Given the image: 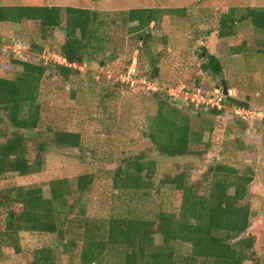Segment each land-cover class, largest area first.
Segmentation results:
<instances>
[{"label": "trees", "instance_id": "1", "mask_svg": "<svg viewBox=\"0 0 264 264\" xmlns=\"http://www.w3.org/2000/svg\"><path fill=\"white\" fill-rule=\"evenodd\" d=\"M188 15L186 7L103 12L75 6L0 5V23L35 22L43 29V40L59 29L65 40L57 53L72 65L45 64L38 59V54L50 52L36 51V44L29 41L28 50L36 54L29 60L19 59L12 52L7 59L1 58L3 63L19 66L20 71L14 78L0 76V124L8 120L15 129L0 143V181L11 173L30 175L43 169L47 144L41 142L35 158L31 159L29 140L33 131L40 129L42 107L38 100L42 80L49 68L58 67L59 73L69 79L84 71L86 64L96 62L102 66L107 61L105 56L109 48L115 43L110 30L112 25H127L129 35L146 47L153 39L155 27ZM244 23L264 32V7L225 8L216 30L210 29L207 33L211 35L215 31L221 38L232 37ZM202 49L206 56L201 55L207 59L201 64V70L212 77L222 74L225 67L220 58L206 47ZM231 50L232 54L240 55L242 45L233 44ZM260 52L264 55V49ZM149 79L160 82V68L156 62ZM109 81L114 86L129 87L115 78ZM167 93L164 90L154 92L158 106L155 114L134 119V128L142 137L130 138V143L138 145L149 139L152 149L165 157L205 158L211 148L205 140L207 130L196 128L193 115L173 104ZM108 94L113 92L109 90L105 96ZM227 99L232 107L264 109L249 99L239 100L231 95ZM225 109L228 108L209 110L220 114ZM238 120L245 125L254 122ZM82 141V134L71 130H57L52 137V144L62 148H80ZM191 169V163H187L181 172L168 173L157 184V161L147 150L124 156L111 172V214L94 218L88 215L87 204L83 201V195L95 182L91 173L80 174L74 182L69 178L53 180L48 196L41 187L0 189V209H7L5 242L8 247L16 242L13 251L21 255V232L58 236V245L31 251L26 264H57L59 248L63 253L70 252L79 247V241L82 242L81 264H245L247 261L264 264L257 254V237L248 232L253 212L246 198L256 176L255 168H238L216 161L198 180L191 179ZM164 188L171 190L170 198L173 194L178 196V211L164 205L157 207V194H163ZM178 244L189 245V251L184 253Z\"/></svg>", "mask_w": 264, "mask_h": 264}, {"label": "rangeland", "instance_id": "2", "mask_svg": "<svg viewBox=\"0 0 264 264\" xmlns=\"http://www.w3.org/2000/svg\"><path fill=\"white\" fill-rule=\"evenodd\" d=\"M0 5L75 6L103 12L186 7L189 14L188 17L174 18L170 23L155 27L153 39L146 47L136 37L129 35L127 25H112L110 30L115 43L105 56L107 61L102 66L96 62L86 64L84 71L73 74L69 79L59 73L58 67L49 68L42 80L38 100L42 107L40 129L33 131L29 140L31 159L35 158L41 142L47 144L43 169L30 175L11 173L0 181V189L7 190L13 186L41 187L48 196L53 180L69 178L74 182L80 174L91 173L95 182L92 189L83 195V201L87 204L88 215L94 218L111 214V172L124 156L147 150L157 161V184L164 175L181 172L187 163L192 165V180L200 179L207 167L216 161L238 168L251 166L255 168L256 176L246 198L253 212L252 226L248 232L257 237V254L260 261L264 262V123L259 122V117L245 125L233 116L229 108L216 114L213 110L188 105L180 97L178 100L171 97L173 104L193 115L196 128L207 130L205 140L211 148L203 159L165 157L152 149L149 139L138 145L130 143V138L138 140L142 137V133L134 128V119L156 113V91L142 85L136 88L114 86L107 77L108 72L120 74L133 62L142 75L150 77L156 62L160 68L159 81L164 82L171 92L201 86L208 95L222 96L228 107H231L233 104L220 87L225 80L231 96L239 100L249 99L264 108V55L260 52L264 49V32L256 30L250 23H244L239 25L236 35L232 37L221 38L215 31L211 35L207 33L210 29L216 30L225 8L264 7V0H0ZM42 37L43 29L35 22L0 23V76L14 78L20 71L19 66L1 62V58L10 56L13 38L22 42L26 40V44L28 41L34 42L36 51L50 53H57L65 40L59 29L50 32L45 40ZM233 44L242 45L240 55L232 54ZM202 46L220 58L225 67L222 74L212 77L201 70V64L207 59L201 55L206 56ZM109 90L113 94L105 96ZM14 130L8 120L0 124V143ZM57 130L80 132L83 136L81 147L62 148L53 145L52 137ZM170 194L168 188H164L163 194H157V207L164 205L178 211V196L173 194L170 198ZM6 213L7 209H0V264H26L31 251L59 244L58 236L53 233L21 232L19 242L23 253H15L16 242H11L12 247H8L5 242L3 232ZM157 239L160 241V236ZM79 242V247H74L70 252L63 253L59 248L56 252L57 264H81L82 242ZM178 248L187 253L190 246L178 244ZM245 264L254 263L247 261Z\"/></svg>", "mask_w": 264, "mask_h": 264}, {"label": "built area", "instance_id": "3", "mask_svg": "<svg viewBox=\"0 0 264 264\" xmlns=\"http://www.w3.org/2000/svg\"><path fill=\"white\" fill-rule=\"evenodd\" d=\"M25 42V41H24ZM22 41L16 40V38H13L11 40V52L16 54L19 59L22 60H29L32 55H36L34 53H31L28 50V44L24 43ZM38 59L44 60L45 64L50 65H70L72 66L68 60L58 54V53H39ZM107 77L109 79L115 78L116 81H119L123 83L126 86H129L131 88H136L139 85L147 86L148 89L153 91L158 90H164L168 92L171 97L175 100H178V97L182 98L184 102H186L188 105H194L197 109L204 108L209 110L210 108H217L219 110H223L224 108H229L231 112L233 113V116L237 119L242 118L245 120H253L256 119V117L259 120V122H263L264 120V109H247V108H241L238 106H231L228 107L224 103L223 97L220 96H214V95H208L205 93L204 89L201 86H195L191 89H182L178 92L167 90V86L164 82H155L149 77L142 75L136 65L130 66L126 71L121 72L120 74H110L108 72ZM218 91V90H217Z\"/></svg>", "mask_w": 264, "mask_h": 264}, {"label": "water", "instance_id": "4", "mask_svg": "<svg viewBox=\"0 0 264 264\" xmlns=\"http://www.w3.org/2000/svg\"><path fill=\"white\" fill-rule=\"evenodd\" d=\"M220 87H221L222 92H223L224 95H226V96H229L230 95V91L228 89V86H227V83H226L225 80L222 81V84H221Z\"/></svg>", "mask_w": 264, "mask_h": 264}]
</instances>
